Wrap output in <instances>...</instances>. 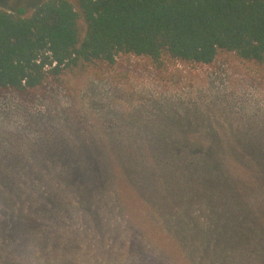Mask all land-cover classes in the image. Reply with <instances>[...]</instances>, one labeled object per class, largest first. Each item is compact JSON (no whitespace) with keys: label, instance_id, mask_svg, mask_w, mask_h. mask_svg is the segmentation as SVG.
<instances>
[{"label":"rangeland","instance_id":"obj_1","mask_svg":"<svg viewBox=\"0 0 264 264\" xmlns=\"http://www.w3.org/2000/svg\"><path fill=\"white\" fill-rule=\"evenodd\" d=\"M45 1L0 0V8L30 13ZM156 154L184 173L170 205L176 222L203 230L209 211L219 215L214 205H227L214 173L232 171L236 191L245 187L240 171L264 175V70L234 57L158 70L130 56L34 94L0 93V204L14 200L42 217L26 242L39 264H194L176 222L163 219L172 212L164 215L132 176L148 162L136 157ZM115 186L131 222L106 201ZM247 189L264 199V183Z\"/></svg>","mask_w":264,"mask_h":264},{"label":"trees","instance_id":"obj_2","mask_svg":"<svg viewBox=\"0 0 264 264\" xmlns=\"http://www.w3.org/2000/svg\"><path fill=\"white\" fill-rule=\"evenodd\" d=\"M130 56L158 70L173 63L209 66L220 57L264 70V0H76V5L71 0H47L30 13L0 8V93L34 94L47 83L62 85L63 77L79 70H111L117 59ZM136 160L148 162L132 176L154 205L165 208L164 215L172 212L163 219L175 223L177 210L170 205L177 203L178 177L184 173L170 167L168 155H141ZM157 163L164 167L158 169ZM214 174L228 178H221V185L217 181V193L224 195L227 205H214L219 215L209 211L210 222L203 230L178 220L175 236L194 264H211L216 256H221L220 264L224 259L227 264H247L256 257L264 261V199L258 201L247 189L263 185L264 175L260 179L240 171L245 187L236 191L232 171ZM107 189L106 201L115 203L131 222L128 201L116 186ZM42 222L24 204H0V264H39L26 242L36 237ZM198 250L202 253L194 255Z\"/></svg>","mask_w":264,"mask_h":264}]
</instances>
